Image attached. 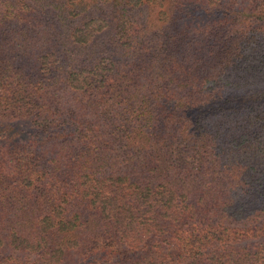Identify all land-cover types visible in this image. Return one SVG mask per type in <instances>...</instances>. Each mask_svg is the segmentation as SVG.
Wrapping results in <instances>:
<instances>
[{
    "label": "trees",
    "instance_id": "trees-1",
    "mask_svg": "<svg viewBox=\"0 0 264 264\" xmlns=\"http://www.w3.org/2000/svg\"><path fill=\"white\" fill-rule=\"evenodd\" d=\"M0 264H264V0H0Z\"/></svg>",
    "mask_w": 264,
    "mask_h": 264
}]
</instances>
